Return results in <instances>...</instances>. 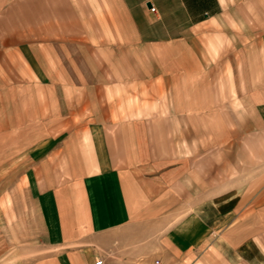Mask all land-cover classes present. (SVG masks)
<instances>
[{"label":"crops","instance_id":"0c3cea01","mask_svg":"<svg viewBox=\"0 0 264 264\" xmlns=\"http://www.w3.org/2000/svg\"><path fill=\"white\" fill-rule=\"evenodd\" d=\"M59 1L57 37L0 50V95L35 93L39 116L53 117L47 131L55 134L41 142L57 143L47 145L41 164L25 178L45 213L58 264H94L97 257L103 264H164L171 256L193 255L199 243L232 262L242 263L243 256L246 264H264L255 244L228 243L241 205L204 195L209 182L194 160L203 144L193 143V132L209 127L207 119L192 123L210 112L205 102H193L210 98L209 86L195 85L209 83L206 60L195 54V28L234 14L248 29L245 36L257 35L264 0H249L263 3L261 13L226 11L228 0ZM81 35L90 36L88 49L100 59L109 58L111 67L95 82L71 78L66 63L60 67L79 50ZM246 50L251 68L264 40L251 38ZM110 60L129 68H114ZM50 98L58 101L51 105Z\"/></svg>","mask_w":264,"mask_h":264},{"label":"rangeland","instance_id":"374dc122","mask_svg":"<svg viewBox=\"0 0 264 264\" xmlns=\"http://www.w3.org/2000/svg\"><path fill=\"white\" fill-rule=\"evenodd\" d=\"M59 2L19 0L7 3L0 0V50L15 46L21 40L34 42L57 37L54 33L62 22L57 15ZM65 5L67 9L69 3L65 2ZM101 6L99 4V12ZM250 10L261 13L263 3H250L249 0L226 2V11ZM47 11L51 12L49 18ZM257 27V35L245 36L248 29L244 28L243 20L227 14L221 24L203 27L204 30L195 28L198 49L195 54L206 60L209 74L208 84L195 85L209 86L210 98L193 102H205L210 106V112L193 117L192 123L198 126L197 121L201 123L207 119L209 127L193 132V143L203 144V148L200 146L202 150L198 149L194 154V160L199 172L209 182V191L204 195L210 194V199L216 201L230 197L241 205L236 212V227L228 231V243L234 247L241 241L243 244L248 242L249 246L255 244L257 252L264 258V68L261 67L264 51L254 53V66H246L250 39L257 37L263 44L264 25L259 23ZM81 38L83 43L77 44L79 50L71 51L70 59L62 61L60 67L66 63L70 66L71 78L95 82L111 67L106 62L109 58L102 55L103 59H100L95 51L88 49L91 47L87 41L90 36L81 35ZM98 44L104 49V45ZM109 62L114 68H129H121V60ZM200 91L199 96L205 95V90ZM28 93L30 96L25 90L16 93L5 90L0 95L4 123L0 129V264H58L57 245L49 237L45 213L40 205H36L38 198L32 194L25 178L27 169L40 165L41 155L46 154L43 150L48 151L57 139H51L54 144L41 142L46 135L55 134L47 131L53 117H40L39 99L35 93ZM56 101V98L49 99L51 105ZM59 101L61 105L63 100ZM68 109L64 108L65 111ZM33 144L34 153L31 152ZM202 183L207 184L204 180ZM200 245L194 244L193 255L171 256L164 264H246L243 256L238 260L242 263L232 262L223 258L217 249H201Z\"/></svg>","mask_w":264,"mask_h":264},{"label":"built area","instance_id":"2783aa9c","mask_svg":"<svg viewBox=\"0 0 264 264\" xmlns=\"http://www.w3.org/2000/svg\"><path fill=\"white\" fill-rule=\"evenodd\" d=\"M150 11H151V12H154V11H155V7H154V6H151V7H150ZM94 264H103V260H102L101 258L97 257V258L95 259V261H94Z\"/></svg>","mask_w":264,"mask_h":264},{"label":"water","instance_id":"95a60500","mask_svg":"<svg viewBox=\"0 0 264 264\" xmlns=\"http://www.w3.org/2000/svg\"><path fill=\"white\" fill-rule=\"evenodd\" d=\"M146 5H147L148 7H150V5H151V4H150L149 2H147V4H146Z\"/></svg>","mask_w":264,"mask_h":264}]
</instances>
